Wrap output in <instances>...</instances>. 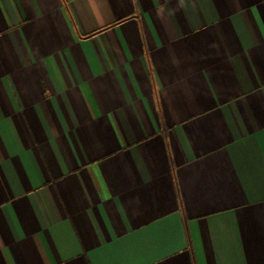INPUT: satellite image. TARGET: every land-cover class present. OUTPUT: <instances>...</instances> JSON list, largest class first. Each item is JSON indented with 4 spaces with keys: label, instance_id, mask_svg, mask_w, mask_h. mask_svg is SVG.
Returning a JSON list of instances; mask_svg holds the SVG:
<instances>
[{
    "label": "crops",
    "instance_id": "crops-1",
    "mask_svg": "<svg viewBox=\"0 0 264 264\" xmlns=\"http://www.w3.org/2000/svg\"><path fill=\"white\" fill-rule=\"evenodd\" d=\"M0 264H264V0H0Z\"/></svg>",
    "mask_w": 264,
    "mask_h": 264
}]
</instances>
